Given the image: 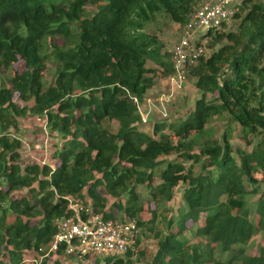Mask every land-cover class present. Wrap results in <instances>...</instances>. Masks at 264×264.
Segmentation results:
<instances>
[{"label": "trees", "instance_id": "1", "mask_svg": "<svg viewBox=\"0 0 264 264\" xmlns=\"http://www.w3.org/2000/svg\"><path fill=\"white\" fill-rule=\"evenodd\" d=\"M199 1L0 0V69L18 59L23 66L0 84V258L7 255L0 264H19L24 251L39 254L56 231L54 218L68 213L66 195L110 218L106 195L122 194L124 201L110 206L133 217L140 210L133 206L134 185L169 199L179 183L185 185L182 203L162 219L167 231H154L151 264H233L257 233V252L239 264H264V194L254 201L256 220L249 218L250 198L258 191L253 173L264 171V0H242L219 28L207 31L209 52L185 68L199 95L184 117L155 120L148 133L139 127L132 101H143L149 72L158 68L167 77L172 71V49L150 25L169 19L181 26ZM85 3L95 10L86 11ZM228 20L234 23L225 27ZM56 36L64 43L57 45ZM47 54L56 67L44 86ZM25 112L43 116L62 139L54 164L19 163V140L7 129ZM214 118L226 120L219 137L209 124ZM232 123L252 144L248 151L232 147ZM155 176L159 182L152 186ZM201 213L197 239L189 242L182 235L185 222H196ZM155 218L152 212L148 222ZM144 224L136 220L137 228ZM217 245L221 252L234 245L224 261L214 256ZM130 255L127 249L121 257H103L102 264H128ZM54 256L63 254L58 249Z\"/></svg>", "mask_w": 264, "mask_h": 264}, {"label": "rangeland", "instance_id": "2", "mask_svg": "<svg viewBox=\"0 0 264 264\" xmlns=\"http://www.w3.org/2000/svg\"><path fill=\"white\" fill-rule=\"evenodd\" d=\"M255 2L258 0H250ZM84 9L88 12H93L95 10L94 5L85 3ZM234 21H227L225 27L228 25H233ZM180 26L169 20L164 19L156 24L150 25L149 30L155 32L158 37L164 43L166 49H172L175 40L179 34ZM55 42L57 45L64 43V40L59 36L55 37ZM204 53L207 54L209 49L207 45H204ZM43 70H42V81L43 85L51 83L54 76V70L56 63L53 58L47 54L46 58L43 61ZM149 68H156L150 62H147ZM22 61L17 60L11 64L8 69H0V84H7V78L14 71L22 70ZM157 71L149 72L147 75L151 77V84L148 91L145 94L143 101L139 104V111L144 115L146 114V121L140 126L141 129L150 133L151 132V120H165L170 121L172 119H180L185 116L187 111L192 108L194 99L198 97L199 91L193 85V78L188 74L184 76L182 83L179 87L170 84L167 77L161 76L159 69ZM210 97V95H208ZM14 101L22 106L24 102L20 101L15 95L13 96ZM212 125V130L216 137L220 136V133L225 128L226 120L224 118L212 119L209 122ZM232 128V133L230 137V143L233 148L240 147L243 150L248 151L252 144L246 145L241 138L239 137V130L236 124H230ZM112 129H115L113 125ZM10 137H15L19 140L18 152V161L22 163H37L41 165L42 163L54 164V156H52L56 147L61 144L62 139L55 133L50 131L45 125V119L40 115L28 114L25 112L23 115L15 116V124L11 125L7 129ZM170 155L168 158H172ZM257 179V194L250 198V210L249 218L252 222L256 220V215L254 212V201L257 198L259 193L264 194V171L258 170L253 173ZM159 182L158 178L155 176L152 178V186H155ZM185 185L179 183L172 189V195L169 199H165L163 196L152 197L150 195V190L144 184L134 185L137 197L133 203L134 207H139L140 210L134 214V218L137 221H142L145 224L137 230L138 242L134 244L130 250V262L128 264H151L152 256L156 249V237L154 236V231L157 228H160L162 232H166L165 225L161 222L162 219H168L173 217L176 214L178 207L182 203V191ZM247 188H250L246 184ZM100 190V188H99ZM25 188L21 191H15L14 196H19L22 193H25ZM84 199H87L86 192L83 189ZM83 199V200H84ZM106 205L105 207H110L112 210L113 217L122 218L126 216L123 214V211L116 210L115 207H111V203L118 199L121 203L124 201V195L121 194L119 198H114L112 196L106 195ZM82 200V199H77ZM152 212L156 216L153 223L148 222L151 217ZM127 217V216H126ZM203 213L200 214V217L196 222L187 220L185 222L186 228L182 231V235L189 242H194L197 238L193 237L194 228L201 223ZM149 226L152 229H149ZM171 231L176 230V226L172 224L169 228ZM262 242V235L257 233L253 235L246 243L242 246L244 248L243 255L253 254L257 252V245ZM213 246V244H212ZM232 245L228 250L221 252L219 246H215L213 253L216 258L225 260L230 254ZM23 260L19 264H34L33 260L36 259L35 253L30 251H24ZM123 256V255H122ZM240 256L233 264H239L242 260ZM45 264H54L53 261L58 259L60 264H95L98 261V264L103 263V257L101 256H85L83 259L79 260L78 257L72 256H54L48 255L44 257ZM43 258V259H44ZM2 261H7V255L4 252L0 258Z\"/></svg>", "mask_w": 264, "mask_h": 264}, {"label": "built area", "instance_id": "3", "mask_svg": "<svg viewBox=\"0 0 264 264\" xmlns=\"http://www.w3.org/2000/svg\"><path fill=\"white\" fill-rule=\"evenodd\" d=\"M242 0H200L187 21L180 26L179 34L171 50V73L168 82L179 87L185 76L186 66L195 63L204 53L207 31L219 28L223 21L237 9ZM140 124L146 121V114L139 111ZM68 213L55 217L56 231L46 245L38 248L39 254L33 260L41 264L44 257L54 255L58 249L63 256H76L79 260L85 256L121 257L130 249L136 238V220L134 217H103L94 211L89 201L83 202L66 195Z\"/></svg>", "mask_w": 264, "mask_h": 264}, {"label": "crops", "instance_id": "4", "mask_svg": "<svg viewBox=\"0 0 264 264\" xmlns=\"http://www.w3.org/2000/svg\"><path fill=\"white\" fill-rule=\"evenodd\" d=\"M147 91H148V90H147ZM154 121H155V120H151V127H152ZM139 125H141V124H139ZM139 127H140V126H139Z\"/></svg>", "mask_w": 264, "mask_h": 264}]
</instances>
